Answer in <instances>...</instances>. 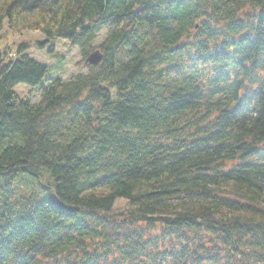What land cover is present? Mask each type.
Instances as JSON below:
<instances>
[{
    "label": "trees",
    "instance_id": "trees-1",
    "mask_svg": "<svg viewBox=\"0 0 264 264\" xmlns=\"http://www.w3.org/2000/svg\"><path fill=\"white\" fill-rule=\"evenodd\" d=\"M6 22L91 65L0 55V264H264V0H0Z\"/></svg>",
    "mask_w": 264,
    "mask_h": 264
},
{
    "label": "rangeland",
    "instance_id": "rangeland-1",
    "mask_svg": "<svg viewBox=\"0 0 264 264\" xmlns=\"http://www.w3.org/2000/svg\"><path fill=\"white\" fill-rule=\"evenodd\" d=\"M105 37V30L97 33L95 45L100 44ZM46 39L47 37L39 30L17 29L6 22L0 29V55L3 56L4 60H8L10 56L15 55L20 45L26 43L29 45V54L48 67V77L70 79L88 71L91 64L86 62L87 57L84 56L82 48L72 46L68 41L61 38H55L41 46L40 42ZM17 91L24 97H31L34 102L40 100V91L37 89L19 85ZM32 190V186H25L23 192L29 194ZM126 207L127 202L119 200L115 205L114 214L120 213Z\"/></svg>",
    "mask_w": 264,
    "mask_h": 264
},
{
    "label": "water",
    "instance_id": "water-1",
    "mask_svg": "<svg viewBox=\"0 0 264 264\" xmlns=\"http://www.w3.org/2000/svg\"><path fill=\"white\" fill-rule=\"evenodd\" d=\"M100 55L99 54H93L92 57L90 58L89 62L91 63H98L100 61Z\"/></svg>",
    "mask_w": 264,
    "mask_h": 264
}]
</instances>
